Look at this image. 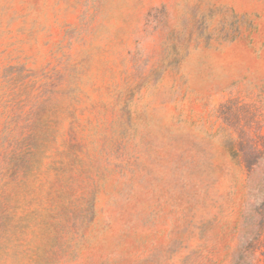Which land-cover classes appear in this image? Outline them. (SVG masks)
I'll list each match as a JSON object with an SVG mask.
<instances>
[{
	"label": "rangeland",
	"instance_id": "1",
	"mask_svg": "<svg viewBox=\"0 0 264 264\" xmlns=\"http://www.w3.org/2000/svg\"><path fill=\"white\" fill-rule=\"evenodd\" d=\"M0 264H264V0H0Z\"/></svg>",
	"mask_w": 264,
	"mask_h": 264
},
{
	"label": "trees",
	"instance_id": "2",
	"mask_svg": "<svg viewBox=\"0 0 264 264\" xmlns=\"http://www.w3.org/2000/svg\"><path fill=\"white\" fill-rule=\"evenodd\" d=\"M246 247H247V246H245V247H240L238 250H239V251H242V250L245 251V249H247ZM241 249H242V250H241ZM236 251H237V249H236ZM236 251H235V252H236ZM232 262H233V261L231 260V263H232Z\"/></svg>",
	"mask_w": 264,
	"mask_h": 264
}]
</instances>
